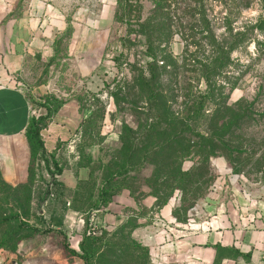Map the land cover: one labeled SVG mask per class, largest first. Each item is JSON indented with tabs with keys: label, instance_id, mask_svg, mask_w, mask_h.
<instances>
[{
	"label": "rangeland",
	"instance_id": "obj_1",
	"mask_svg": "<svg viewBox=\"0 0 264 264\" xmlns=\"http://www.w3.org/2000/svg\"><path fill=\"white\" fill-rule=\"evenodd\" d=\"M176 1L166 0L172 12ZM163 3L81 0L64 13L46 14L57 22L38 30L44 47L31 51L24 69L7 81L25 94L46 151L31 149L26 132L0 136V218L18 214L37 230L19 227L17 218L0 223V264H85L80 244L94 220L91 264H186L153 254L158 242H152L171 225L162 216L167 211L195 228L248 222L264 232V0L193 4L206 9L219 37L230 26L233 33L249 28L248 44L234 50L229 68L233 77L242 74L231 99H248L241 106L248 118L228 136L231 148L211 155L145 151L159 136L146 138L154 113L133 86L150 59L144 25L160 22ZM167 43L182 60L185 43L176 30ZM183 94L170 87L165 95L174 100L171 113L187 117ZM248 255L244 261L237 249H221L215 264L226 257L228 264H264V253L255 261Z\"/></svg>",
	"mask_w": 264,
	"mask_h": 264
},
{
	"label": "trees",
	"instance_id": "obj_2",
	"mask_svg": "<svg viewBox=\"0 0 264 264\" xmlns=\"http://www.w3.org/2000/svg\"><path fill=\"white\" fill-rule=\"evenodd\" d=\"M166 3L164 0L161 5L159 23L153 24L150 20L144 25L150 41V59L141 74L135 78L133 86L139 89L142 100L154 113V123L146 129V138L159 136L154 149L149 148L148 144L145 151L175 152L173 155L176 156L177 152H209L207 154L211 155L218 150H229L231 147L228 136H234L240 123L248 118L247 113L241 114V106L248 99L245 96L237 100L231 99L232 90L242 74L233 77L229 68L234 61V50L239 46L243 48L246 42L248 44L249 28L233 33L234 29L230 26L226 37H219L210 27L206 9L193 7L195 3L203 5L204 0H177V12H172L170 4ZM174 30L185 43L182 60L165 45ZM155 41L158 42L156 46ZM164 42L166 43L162 46ZM206 51L209 52L208 56ZM201 84L204 88H200ZM170 87L172 90H184L182 96L187 117H182L181 113H171L170 107L174 100L165 95ZM163 125L166 128H161ZM25 132L31 149L34 144L44 153L46 149L41 138L40 121L30 118ZM194 136L202 138L203 142H192ZM61 172L59 168L57 173ZM15 218L19 227L37 230L18 214L0 218V223L13 222ZM93 237L87 233L80 244V257L85 264H91V258L95 254L90 243ZM216 248L218 254L219 250L228 249L219 245ZM71 251L76 253L73 249ZM240 254L238 250V255Z\"/></svg>",
	"mask_w": 264,
	"mask_h": 264
},
{
	"label": "crops",
	"instance_id": "obj_3",
	"mask_svg": "<svg viewBox=\"0 0 264 264\" xmlns=\"http://www.w3.org/2000/svg\"><path fill=\"white\" fill-rule=\"evenodd\" d=\"M77 3L80 4L81 0H0V136L14 137L25 133L30 119L25 94L7 81L24 69L31 51L36 53L44 47V39L36 37L38 30L41 32L45 23L57 22L54 20L57 18L46 19V14L64 13L67 8H76ZM123 199H126L125 194L114 197L112 205L118 206L117 202ZM162 216L165 222L176 219L171 216V211L162 212ZM211 224L216 226L213 230L207 229L206 225L195 228L193 224L187 234L172 245L168 242L169 236L162 234L158 241H151L158 242L153 247L154 252L167 262L186 264H215L218 245L239 250L238 258L244 261L243 254H249L250 260L255 261L264 253V232L255 230L248 222L234 228H226L220 221ZM181 225L186 226L187 223L180 224L176 219V223L168 227H183ZM143 232L140 235L148 237ZM229 260L232 259L224 258L223 264H228Z\"/></svg>",
	"mask_w": 264,
	"mask_h": 264
},
{
	"label": "built area",
	"instance_id": "obj_4",
	"mask_svg": "<svg viewBox=\"0 0 264 264\" xmlns=\"http://www.w3.org/2000/svg\"><path fill=\"white\" fill-rule=\"evenodd\" d=\"M168 223H170V224L176 223V219L169 220ZM89 226L90 227L88 228V232H87L89 235H93V234H96L98 232L99 225L97 224L96 220L91 221ZM191 226H193L192 223H187V225L183 226V227L171 226V227L166 228L164 231H162L161 234L169 236L168 242H169V244L172 245L175 242V240L185 236L187 234L189 228H191ZM210 227H211V225H208L207 229H210ZM153 254L156 256L155 253H153Z\"/></svg>",
	"mask_w": 264,
	"mask_h": 264
}]
</instances>
